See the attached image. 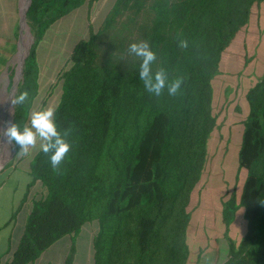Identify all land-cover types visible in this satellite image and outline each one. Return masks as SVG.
<instances>
[{
	"label": "trees",
	"instance_id": "obj_1",
	"mask_svg": "<svg viewBox=\"0 0 264 264\" xmlns=\"http://www.w3.org/2000/svg\"><path fill=\"white\" fill-rule=\"evenodd\" d=\"M100 1L32 0L27 23L34 42L18 89L28 90L29 100L14 108L13 123L26 125L35 104L37 46L48 29ZM263 2L116 0L103 20L90 26L89 37L76 43L58 75L62 96L56 122L61 131L72 128L71 151L59 173L42 151L31 161L28 190L39 182L43 194L33 200L24 233L6 264L35 262L58 240L94 221L93 264H190L188 206L217 126L213 80L224 52ZM178 37L188 41V48L178 46ZM142 40L157 54L154 72L165 67L170 78L187 77L176 96L165 90L156 97L145 90L141 61L128 52L131 43ZM246 99L239 164L247 177L239 207L247 230L239 246L230 243L223 264H264V205L259 203L264 199V74ZM3 110L5 123L12 113L9 102L4 101ZM11 147L1 149L2 163ZM225 203L223 216L230 222L235 197ZM74 246L63 264H74ZM200 259L201 253L193 264Z\"/></svg>",
	"mask_w": 264,
	"mask_h": 264
},
{
	"label": "rangeland",
	"instance_id": "obj_2",
	"mask_svg": "<svg viewBox=\"0 0 264 264\" xmlns=\"http://www.w3.org/2000/svg\"><path fill=\"white\" fill-rule=\"evenodd\" d=\"M115 1L101 0L92 7L84 5L48 29L37 46L38 93L30 115L32 111L48 106L56 109L62 96L59 73L68 66L76 43L89 37L90 26L100 23ZM19 20V11H14L9 13L8 19L0 21L1 117L5 113L1 109L3 89L6 84H9L8 92L11 90L13 78L20 64L19 45L23 47L29 35L26 25L22 28V38L19 43ZM263 74L264 2L253 8L249 24L237 33L224 52L220 71L213 80V109L217 115V126L208 141V155L202 179L188 206V210L192 212L188 224V241L192 247L190 264L195 262L200 253L204 260L209 257L223 258L227 244L233 242L239 246L246 233L247 222L244 209L239 207V198L247 177V170L239 164V150L242 144L241 128L242 120L244 117L247 118L249 112L246 93L262 78ZM6 102H9V94L6 95ZM28 123L29 120L26 124ZM39 151V144H37L36 148L30 150L29 155L18 153L16 157L14 156L16 159L25 158L20 165V171ZM12 152L11 147L9 156ZM14 157L7 159L5 166ZM36 194L37 198H40L43 194L42 188L39 187ZM232 197H235L236 201V204L231 207L234 217L227 222L223 216L225 202ZM97 231V221L87 223L79 234L65 236L58 240L32 263L63 264L72 245H75L77 251L74 264H93L92 241Z\"/></svg>",
	"mask_w": 264,
	"mask_h": 264
},
{
	"label": "clouds",
	"instance_id": "obj_3",
	"mask_svg": "<svg viewBox=\"0 0 264 264\" xmlns=\"http://www.w3.org/2000/svg\"><path fill=\"white\" fill-rule=\"evenodd\" d=\"M178 46L188 48V41L178 37ZM128 52L138 57L141 61L139 77L143 82L145 90L160 97L165 90L169 96H176L184 84L187 77L176 76L170 78V74L165 67H159L153 71V64L157 60V54L152 50L146 40L134 42L129 45ZM18 91L9 96L10 103L15 108L17 105H24L29 100V91ZM72 133L69 127L63 131L56 122V109L52 106L34 110L31 112L29 123L20 126L17 123H10L0 132V138L5 139L10 144H15L19 148L20 155H29L30 150L37 147L49 157L50 164L55 173H59L60 165L71 151L72 145L68 137ZM259 203L264 205V199ZM204 264H213L212 259L206 258Z\"/></svg>",
	"mask_w": 264,
	"mask_h": 264
},
{
	"label": "crops",
	"instance_id": "obj_4",
	"mask_svg": "<svg viewBox=\"0 0 264 264\" xmlns=\"http://www.w3.org/2000/svg\"><path fill=\"white\" fill-rule=\"evenodd\" d=\"M19 4L20 0H0V21L8 19L9 13L19 11ZM244 120L245 117L242 120V134ZM24 160V157L16 159L14 163L0 170V264L10 261L24 233L32 202L37 198L36 192L39 187L42 188L37 182L28 190L31 182V161L29 160L20 171V165ZM229 246L230 243L224 250L223 258L211 257L213 264H223L227 260ZM199 261V264H204L205 260L201 258ZM38 264L42 263L38 262Z\"/></svg>",
	"mask_w": 264,
	"mask_h": 264
},
{
	"label": "water",
	"instance_id": "obj_5",
	"mask_svg": "<svg viewBox=\"0 0 264 264\" xmlns=\"http://www.w3.org/2000/svg\"><path fill=\"white\" fill-rule=\"evenodd\" d=\"M22 1L23 0L20 1L21 3H20V10H19V13H20V20H19V26H20L19 43L21 42V38H22V36H21L22 35V22L23 21H26L27 22L28 10H29V8L31 6V3H32V0H26V7H25V10L23 11L22 10V7H21ZM27 26H28L29 32L31 34V39L32 40L30 41L29 44H27V46H25L26 53H25V55L23 56V58H22V60L20 62V65H21L20 74L18 75V73L16 71V75L13 78L12 87H11V90L9 92L10 94L17 93V90L19 89V86H20L21 82L23 81L26 59H27V57L30 54L31 47H32V44L34 42V38H33V35L31 33V29H30V26L28 25V23H27ZM10 107L12 109V113H11V118H9V124L13 122V117H14V109H13V106L11 105V103H10ZM0 132H2L1 129H0ZM2 141H3V138H0V146H1ZM11 145H12L13 152H12L11 156H9V158L10 157H14V155L16 153V146H15V144H11ZM6 161L0 166V170L5 166Z\"/></svg>",
	"mask_w": 264,
	"mask_h": 264
},
{
	"label": "bare ground",
	"instance_id": "obj_6",
	"mask_svg": "<svg viewBox=\"0 0 264 264\" xmlns=\"http://www.w3.org/2000/svg\"><path fill=\"white\" fill-rule=\"evenodd\" d=\"M21 7H22V10L24 11V10H25V7H26V0H23V1H22ZM26 25H27V22H26V21H23V22H22V28L26 27ZM27 27H28V26H27ZM28 32H29V29H28ZM30 41H31V34H30V32H29L27 43H26L23 47H22L21 45H19V46H20V52L18 53V58H21V59H20V62H21L23 56H24L25 53H26L25 46H27V44H29ZM20 70H21V65L19 64V66H18V68H17V73H18V75L20 74ZM8 85H9V84H6L5 87H4V89H3V96H2V102H1V109H2L3 103H4L5 99H6V95L8 94ZM9 94H10V93H9ZM10 95H11V94H10ZM10 95H9V96H10ZM9 101H10V99H9ZM9 105H10V102H9ZM8 119H9V113H8L6 119H5V123L3 122L2 117H1V115H0V129H1V131H2L4 128L7 127ZM4 144H6V146L8 145V142H7L5 139H3L2 143H1V146H0V156H1V149H3ZM8 158H9V157H8ZM8 158H7V159H8ZM4 162H5V161H4ZM4 162H3V163H4ZM3 163H2V159H0V166H1Z\"/></svg>",
	"mask_w": 264,
	"mask_h": 264
}]
</instances>
